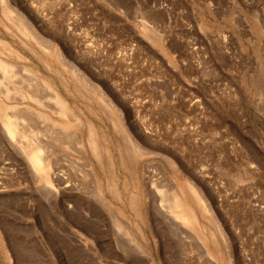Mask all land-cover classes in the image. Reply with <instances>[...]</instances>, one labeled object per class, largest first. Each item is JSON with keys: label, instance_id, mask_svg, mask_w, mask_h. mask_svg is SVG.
Masks as SVG:
<instances>
[{"label": "rangeland", "instance_id": "1", "mask_svg": "<svg viewBox=\"0 0 264 264\" xmlns=\"http://www.w3.org/2000/svg\"><path fill=\"white\" fill-rule=\"evenodd\" d=\"M0 58V264H264V0H0Z\"/></svg>", "mask_w": 264, "mask_h": 264}, {"label": "bare ground", "instance_id": "2", "mask_svg": "<svg viewBox=\"0 0 264 264\" xmlns=\"http://www.w3.org/2000/svg\"><path fill=\"white\" fill-rule=\"evenodd\" d=\"M9 4V3H8ZM7 4V5H8ZM10 5V4H9ZM9 7V6H8ZM11 9V8H10ZM9 9V10H10ZM13 9V8H12ZM12 9L10 10L12 12ZM15 9V8H14ZM13 9V10H14ZM8 10V9H7ZM8 10V12H10ZM15 13V11H14ZM13 13V14H14ZM18 15V14H17ZM14 16V15H13ZM16 16V14H15ZM18 17V16H17ZM19 19V17H18ZM3 59L0 58V61H1V64H5L3 61ZM7 66V64H6ZM2 68V67H1ZM6 68V67H5ZM7 69V68H6ZM12 69V68H11ZM8 70V69H7ZM2 83V82H0ZM49 86V85H48ZM9 87V86H8ZM7 87V88H8ZM51 87V86H49ZM48 87V88H49ZM52 88V87H51ZM50 89V88H49ZM6 90V89H5ZM9 91V88L7 89ZM51 90V89H50ZM53 93L55 95H53V98H56L59 100L60 103L58 104H61V109L62 107L64 109H66L67 111L69 109H71V106L69 104L66 103L65 99L61 96L60 93H58L57 90H52ZM51 95V96H52ZM56 96V97H55ZM38 99V98H37ZM46 100V99H45ZM5 101V100H4ZM3 101V102H4ZM40 101V100H39ZM43 101V100H42ZM55 101V99H54ZM48 102V101H47ZM43 103V102H42ZM5 104V103H4ZM45 104V103H44ZM48 105V104H47ZM7 106V105H6ZM62 113V111H61ZM68 114V113H67ZM6 117V116H5ZM5 122V128L7 130V133L8 135L10 136L11 140L14 141L15 138L17 137V132H18V121L15 120V119H12V118H6L4 119ZM86 124V123H85ZM88 133H89V140L91 141L93 147H95L96 149L99 148L98 146V134L95 130V128L91 125V124H88ZM18 138V137H17ZM10 140V139H9ZM15 144V143H13ZM35 144V143H34ZM37 144V143H36ZM39 146V144H37ZM33 146V145H32ZM38 146H33L32 149L30 151H26L25 149V152H27V156H28V159H29V163L32 165V168L34 169V172L35 174L37 175V172L38 173H41L42 177L47 179L48 175H47V172H48V167L47 165L45 164L44 162V157H43V154H42V150L40 147ZM19 148V147H18ZM31 148V147H30ZM94 148V149H95ZM99 153V152H98ZM46 157V155H45ZM47 162V161H46ZM49 164V163H48ZM153 183V187H155V181H152ZM157 184V183H156ZM186 186L188 187V189L190 190L192 196H193V199L194 200H197L198 204H200L202 206V208L206 211V205L204 204V202L202 201V199L199 197L198 193H197V190L194 188L195 186H193L192 184H190L189 182H186ZM158 187V186H156ZM160 190V189H159ZM181 190V189H179ZM156 196V195H155ZM173 200H172V204L170 207H165L163 206L164 208H166V213L170 216V218H172L173 220H179V221H182L184 224H187L189 226H192L193 228L197 229L199 231V233L203 234L204 231L202 232V230L200 229V226H199V218H198V215H197V212H196V208L193 206L192 203H189L187 202L185 199H183V196H182V192L180 191H174V194H173ZM154 198V196H153ZM156 198V197H155ZM162 207V206H161ZM163 208V209H164ZM165 213V212H164ZM205 215V214H204ZM207 216V215H206ZM207 231V230H206ZM213 233V232H212ZM211 232L209 233H205L203 235L207 236L212 242L215 240V238L213 237V234ZM212 234V236H211ZM206 237V238H207ZM218 245V244H217ZM216 248V247H215ZM208 251H209V248H208Z\"/></svg>", "mask_w": 264, "mask_h": 264}]
</instances>
